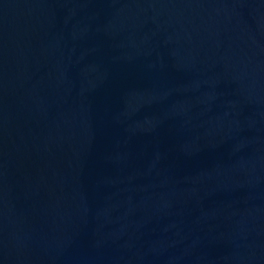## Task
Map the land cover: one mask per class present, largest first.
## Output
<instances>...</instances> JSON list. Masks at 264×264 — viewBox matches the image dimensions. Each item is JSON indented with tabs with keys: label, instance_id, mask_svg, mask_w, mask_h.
I'll return each instance as SVG.
<instances>
[{
	"label": "water",
	"instance_id": "water-1",
	"mask_svg": "<svg viewBox=\"0 0 264 264\" xmlns=\"http://www.w3.org/2000/svg\"><path fill=\"white\" fill-rule=\"evenodd\" d=\"M0 264H264V0H0Z\"/></svg>",
	"mask_w": 264,
	"mask_h": 264
}]
</instances>
